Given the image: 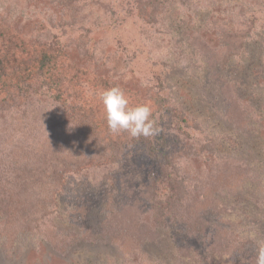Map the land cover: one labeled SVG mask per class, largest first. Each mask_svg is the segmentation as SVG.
<instances>
[{
	"label": "rangeland",
	"instance_id": "374dc122",
	"mask_svg": "<svg viewBox=\"0 0 264 264\" xmlns=\"http://www.w3.org/2000/svg\"><path fill=\"white\" fill-rule=\"evenodd\" d=\"M0 0V23L154 113L163 144L92 139L68 107H0V264H256L264 240V0ZM209 148V149H208ZM166 166L181 200L156 208ZM26 184V185H25ZM2 197V198H1Z\"/></svg>",
	"mask_w": 264,
	"mask_h": 264
},
{
	"label": "trees",
	"instance_id": "16d2710c",
	"mask_svg": "<svg viewBox=\"0 0 264 264\" xmlns=\"http://www.w3.org/2000/svg\"><path fill=\"white\" fill-rule=\"evenodd\" d=\"M162 3L163 0L144 2L140 7L141 17L147 22H154ZM113 86L118 85L73 67L56 42L49 45L31 44L12 28L0 23L1 108L17 107L34 94L35 96L37 94L48 96L58 105L70 109L71 120L76 130L84 131L85 135L92 139L103 141L111 139L117 142L120 133L113 134L109 131L100 99L101 93ZM122 89L131 105L148 104L152 108V118L154 113L159 111L166 113L174 126L189 124V122H184L187 120L181 110L173 107L165 97L159 94L160 92L149 93L146 100H141L136 93ZM124 143L141 146L150 156L156 153L158 145L163 144L158 135L149 138L129 136ZM172 179L171 173L162 164L154 178L155 189L152 194L156 208L160 210H165L181 200L179 187ZM2 190L0 192L3 195Z\"/></svg>",
	"mask_w": 264,
	"mask_h": 264
},
{
	"label": "clouds",
	"instance_id": "9594fccd",
	"mask_svg": "<svg viewBox=\"0 0 264 264\" xmlns=\"http://www.w3.org/2000/svg\"><path fill=\"white\" fill-rule=\"evenodd\" d=\"M107 126L113 134L126 132L132 138L155 137L160 129L152 118L148 104L131 105L125 91L119 86L105 89L100 95ZM256 264H264V240L257 242Z\"/></svg>",
	"mask_w": 264,
	"mask_h": 264
}]
</instances>
